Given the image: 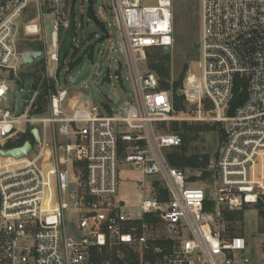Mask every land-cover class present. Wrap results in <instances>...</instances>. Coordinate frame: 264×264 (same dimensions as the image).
<instances>
[{"label":"built area","instance_id":"built-area-1","mask_svg":"<svg viewBox=\"0 0 264 264\" xmlns=\"http://www.w3.org/2000/svg\"><path fill=\"white\" fill-rule=\"evenodd\" d=\"M109 1L132 89L118 109L109 101L87 105L61 88L60 33L71 25L64 17L70 0H0V150L32 137L26 156L0 154V264H99L93 250L125 248L135 249L139 264H264V240L255 257L247 254L236 215L254 207L264 223V0H200L199 58L178 93L194 107L192 119L226 133L208 177L171 164L169 154L183 142L168 127L180 119L174 80L162 88L147 65L149 50L173 45V0ZM32 3L38 23L27 21ZM46 12L55 16L49 45ZM20 29L25 38L39 36L37 50L21 49ZM76 39L75 31L70 53ZM26 51L42 52L34 63L39 79L18 68ZM237 76L246 81V99L230 113ZM33 79V96L16 115V94ZM121 162L142 174L134 209L117 201Z\"/></svg>","mask_w":264,"mask_h":264},{"label":"rangeland","instance_id":"rangeland-1","mask_svg":"<svg viewBox=\"0 0 264 264\" xmlns=\"http://www.w3.org/2000/svg\"><path fill=\"white\" fill-rule=\"evenodd\" d=\"M94 10L97 17L104 23L105 29L100 28L94 20L88 16L89 0H70V3L65 6L64 17L68 23L74 21L77 39L75 40V48L78 49L79 54H82L87 48L94 50V62H91L88 76L83 79L78 85H73L71 79L77 75L82 66H77L70 69L69 62L71 60V53L65 59L59 73L61 81V88L70 90V96H82L83 102L87 105L95 103L100 105L102 102L109 101L113 107L118 109L124 106L128 97L131 95V84L128 79V72L123 65V51L122 46L116 32L113 18L110 14L109 0H94ZM72 2V3H71ZM145 5H153L156 0H143ZM31 8L27 11V16L31 17L30 20L37 22L39 19L34 14L35 5L32 3ZM33 17V18H32ZM55 16L46 12L44 16V31L47 45L52 41V32L54 31ZM26 22V21H25ZM23 24H21V28ZM67 30L62 29L60 37H67ZM201 33V13H200V0H173V45L170 52L171 55V77L170 81L174 83L180 79L183 73L184 55L190 51L198 53L199 55V40ZM178 36L181 40L180 43L175 41ZM25 39L23 30L20 29L19 41ZM39 36L30 38L33 44L38 43ZM22 50L24 48H21ZM109 49L108 58L105 59L101 71H99L98 63L102 57L99 54ZM189 63L188 69L194 66L193 62ZM148 61V59H147ZM20 57L13 60V63L18 66ZM50 76H55L56 63L48 59ZM22 74H29V76L40 75V63L26 66L22 68ZM187 69V71H188ZM195 72L199 73L197 67L193 68ZM186 71V72H187ZM13 96V95H12ZM186 113L174 114L180 119L173 120L181 123L186 120L188 122H200L201 120L192 119L195 115V109L192 107ZM172 122L169 128L172 129ZM201 122L210 123L213 126L217 124L210 120H203ZM217 129L203 131L199 137L192 140L189 144V153H210L214 155L220 146L221 139V125H217ZM224 131V128H223ZM186 172L191 170L185 169ZM141 172L136 168H131L125 162H121L118 168L119 190L117 201L124 204L126 208L134 209L139 203L141 195L138 188L141 180ZM149 182V179H147ZM202 186V185H201ZM236 215L241 216V225L238 227V232L246 238L249 249L247 254L255 257L261 247V242L264 240V223L260 219L257 210L252 207L245 209L243 212H237ZM154 226H161L160 220L153 221ZM135 249L133 250V252ZM113 253L114 250H110ZM116 252V250H115ZM122 251H119L120 253ZM135 253V252H134ZM137 255V254H136ZM139 256V255H137ZM106 264V263H99Z\"/></svg>","mask_w":264,"mask_h":264},{"label":"trees","instance_id":"trees-1","mask_svg":"<svg viewBox=\"0 0 264 264\" xmlns=\"http://www.w3.org/2000/svg\"><path fill=\"white\" fill-rule=\"evenodd\" d=\"M94 0H89V8H88V16L96 22V24L105 29L104 23L97 17L96 12L94 10ZM67 37L62 43L61 48V56L60 62L64 63L65 59L69 55L70 46H72V40L75 36V27L74 21L71 22L69 29L67 30ZM175 41L180 43L181 40L178 36L175 37ZM21 48L25 50H37L39 45L33 44L29 38H25L19 45ZM94 50L91 48H87L82 54H79L77 48L73 51L71 55V60L69 62L70 69H73L79 65H81L85 59L92 60L94 58ZM185 62L183 65V74L186 73L189 63L199 58L198 53H194L190 51L184 55ZM147 65L148 68L155 72L161 79V87L164 89H169L171 87L170 77H171V55L170 53H165L161 48H154L147 52ZM37 79L40 76H35ZM182 77L178 81H176L173 85V100H174V109L179 113H186L189 110H192L193 106H191L184 96L178 93L179 88L182 85ZM243 87V88H242ZM246 81L241 76L236 77V87L234 96L230 102V113L241 105L246 99ZM47 104V99L45 98L44 93L40 95L38 100V108L37 112L39 114H44L45 106ZM217 124V123H216ZM218 125V124H217ZM213 126L210 123L206 122H188L186 120L181 123L174 121L172 122V129L175 132H178L182 137V145L176 147L169 154V159L172 165L180 168V169H189L191 171L202 170V174L204 177L210 176V172L206 170V167L209 165L212 156L210 153H189V144L192 140L199 137V134L203 131L217 129L218 126ZM221 132V139L223 140L226 136L225 131ZM31 134L28 132L27 135L17 144L16 146H21L26 140H31ZM216 155V154H215ZM91 261L93 263H107V264H139L138 256L132 251L125 248L122 252V255L117 252L110 253L108 250L104 249L103 251L93 250Z\"/></svg>","mask_w":264,"mask_h":264},{"label":"water","instance_id":"water-1","mask_svg":"<svg viewBox=\"0 0 264 264\" xmlns=\"http://www.w3.org/2000/svg\"><path fill=\"white\" fill-rule=\"evenodd\" d=\"M172 50V47L169 45H166L163 47V51L165 53H170ZM107 50L104 52V55L102 56V58L99 61V71H101L102 69V65L104 60L107 57ZM42 56V52L40 51H26L22 54V63H21V67H26V66H30L33 65L36 61V59L40 58ZM89 62L90 59H85L83 62V65L81 67L80 72L75 75L72 79H71V83L73 85H78L83 79H85L88 74H89ZM37 79H33L32 81H28L26 83V89L23 91H19L16 94V99H17V112L16 115H20L23 111H24V107H25V100H30L33 96V91L31 90L33 85L37 84ZM31 133L33 134L35 141H39L40 137H39V131L37 128H33L31 130ZM32 145L29 141L25 142L22 146L17 147V148H13L9 151H1L0 150V154L5 155V156H12L16 159L22 158L24 156H26L29 151L31 150ZM209 195V193H207V196Z\"/></svg>","mask_w":264,"mask_h":264}]
</instances>
